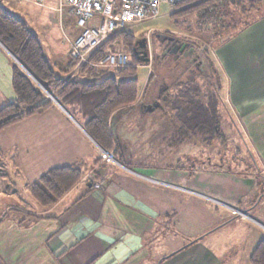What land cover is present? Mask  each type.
<instances>
[{"label": "crops", "instance_id": "0c3cea01", "mask_svg": "<svg viewBox=\"0 0 264 264\" xmlns=\"http://www.w3.org/2000/svg\"><path fill=\"white\" fill-rule=\"evenodd\" d=\"M61 18L64 27L73 19L68 8ZM45 39L57 70L59 57L70 60L73 40L66 37L63 51ZM211 59L220 114L230 110L245 131L264 137V18L213 49ZM13 61L0 43V110L16 101ZM107 73L100 71L99 79ZM156 85L153 79L150 90L147 79L137 102L112 118L120 166L101 165L103 187L91 189L81 179L52 206L40 205L27 187L53 169L79 166L86 173L95 166L96 144L83 120L54 105L0 131V264H250L264 237V193L256 175L194 165L190 176L177 157L175 163L132 162L142 143L160 144L155 127L166 113L157 97L163 92L152 96Z\"/></svg>", "mask_w": 264, "mask_h": 264}, {"label": "trees", "instance_id": "16d2710c", "mask_svg": "<svg viewBox=\"0 0 264 264\" xmlns=\"http://www.w3.org/2000/svg\"><path fill=\"white\" fill-rule=\"evenodd\" d=\"M191 2L197 3L188 9L189 12L197 11L208 20L219 21L220 19V22H223V28L238 24L234 32L229 34L226 40L218 42L215 48L235 38L244 29L264 18V0H182L175 7ZM243 18L245 22H242ZM138 41L129 29L111 36L89 54L88 61H97L110 52H124L129 59L128 66L122 69H105L111 73L101 79L98 77L90 81L84 78L86 65H81L78 75L67 81L64 80V76L62 77L61 71L73 68L77 60H69L63 65L64 68L60 67L56 70L55 65L52 67L44 55L40 39L26 22L0 3L2 46L46 91L54 88L60 106L66 110L72 107L73 111L70 114L80 115L86 134L104 150H111L116 143L111 126L112 118L116 113L131 108L140 95L136 67L137 63L144 62L137 51ZM198 58L196 62H200L201 65L193 70L194 64H190L192 67L180 75L172 86L170 85L173 91L168 89L162 98L164 104L174 113L175 121L180 124L178 131L181 135L175 138L178 139L179 145L186 144L190 139L201 137H204L203 142L211 143L224 135L219 110V74L210 56H203V60L209 64L208 67L204 65L200 56ZM152 81L150 77L148 83L151 84ZM12 88L16 101L0 110V131L26 117L42 114L54 106L44 98L42 92L34 87L30 77L14 62L12 63ZM161 107L164 108L162 105ZM117 150L118 147L114 149V153ZM185 162L190 176L194 175L193 162ZM177 164L180 166L182 162L178 161ZM167 166L172 167L174 164L169 163ZM223 166L220 163L217 166L219 168L215 165L211 168L221 171L220 167ZM224 170L238 174L228 169ZM83 174L79 166L53 169L37 182L29 185L27 189L40 205L52 206L80 182ZM240 174L255 175L249 171ZM256 176L258 183L264 180L261 175V177ZM249 263L264 264V237L252 252Z\"/></svg>", "mask_w": 264, "mask_h": 264}, {"label": "rangeland", "instance_id": "374dc122", "mask_svg": "<svg viewBox=\"0 0 264 264\" xmlns=\"http://www.w3.org/2000/svg\"><path fill=\"white\" fill-rule=\"evenodd\" d=\"M59 2L60 0H43V6H37L24 1L19 3L18 0H0L2 5L28 23L31 30H34L37 36H40L41 42L44 45L45 56L52 67L56 65V61L47 53V41L45 38H50L53 43H59L60 49L64 51L68 45L66 37L74 40L80 34V29L75 26L73 19H70L64 27L63 23L66 20L61 18L60 14L56 11ZM196 3L179 4L176 7L175 5L170 7L162 4L159 7L157 18L134 24L129 29L137 40H146L149 62L137 63V80L139 86L144 85L147 79L149 81L150 77L158 81V85H156L155 89L153 88L152 96L158 93L159 85H162V83L169 86V91H173L171 88L173 82L182 74L183 69L177 67L168 71L164 77H161V68H168L172 62L170 57L181 53L190 54L189 58L198 55L201 57L204 65L208 67L209 64L203 60V56L208 55L211 57L212 51L215 48L214 46L218 42L226 40L228 35L238 27V24H236L234 27L223 28V22H220V19L219 21L208 20V18L197 11L189 12L190 10L188 9ZM187 10L188 14L185 13ZM242 22H245V18L242 19ZM57 61L64 68L65 59L59 57ZM13 62L16 63L15 61ZM69 71L70 69L64 72L61 71V74H64L65 77L69 74ZM109 73L111 72L108 71L107 74ZM32 83L37 90L42 92L47 101L53 105H60L56 99L57 92L54 88L46 91L35 81L32 80ZM148 86L151 90L152 83H148ZM160 102L164 106L166 113V115L160 116L159 124L155 127L156 130H161L158 140L160 144L155 148H149V144L142 143L141 148L135 149L136 153L133 155V159H131L132 162L145 163L151 159L155 162H167L170 158L169 161H173L175 159H172V157H177V161L184 162V164H186L185 161L187 163L193 162L197 168L206 166L211 168L214 165L217 167L221 163L224 166L220 167V169H228L238 173L249 171L255 173V175H259V177L262 176L264 179V157H262L264 155V137H258L259 134H249L245 131L242 121L236 119L230 110L227 111L228 115L220 114L221 128L224 130L223 138L219 137L211 143H205L203 142L204 137H201L193 140L190 139L186 144L179 145V142L177 143L178 139L175 138L181 135L178 131L180 124L175 121V117H173L174 113L170 108L163 101ZM72 109V107H68L69 112H72ZM74 115V118L81 120L80 115L77 113ZM235 121L239 123L233 126V122ZM111 150L113 151V149ZM129 151L133 152L134 149L130 147ZM113 155L115 156L114 151ZM172 163L175 162L173 161ZM96 164H99V160H97ZM101 165L99 168L102 167ZM122 168H124L123 165ZM86 173L83 175L85 176ZM260 185H262V193H264V180L261 181Z\"/></svg>", "mask_w": 264, "mask_h": 264}, {"label": "built area", "instance_id": "2783aa9c", "mask_svg": "<svg viewBox=\"0 0 264 264\" xmlns=\"http://www.w3.org/2000/svg\"><path fill=\"white\" fill-rule=\"evenodd\" d=\"M43 6V0H18ZM182 0H60L56 11L60 14L68 8L75 26L80 29L79 36L71 42L68 56L76 59L73 67L64 80L76 77L81 65H86L85 80L94 81L100 71L105 69H122L128 66V56L124 52L107 53L103 58L90 62L89 54L111 36L130 29L134 24L155 19L159 15V7L166 4L173 7ZM97 20V21H96ZM96 21V22H95ZM99 164L95 165L83 176L91 189H100L106 180L98 175L101 164L119 165L112 150H104L96 145ZM120 166V165H119ZM234 216L246 217L235 207H227Z\"/></svg>", "mask_w": 264, "mask_h": 264}, {"label": "flooded vegetation", "instance_id": "af4514ba", "mask_svg": "<svg viewBox=\"0 0 264 264\" xmlns=\"http://www.w3.org/2000/svg\"><path fill=\"white\" fill-rule=\"evenodd\" d=\"M138 52L140 53V59H142V61L146 58H148V49H147V44L144 43H138ZM145 53V54H144ZM190 54H175L172 57H170L172 59L171 64L169 65V67L163 68L161 71V76L164 77L166 75V73L168 71H171L177 67H181L182 70V74L183 75L190 67H192L190 64H187L189 61H192L193 57L198 56V55H194L192 58H189ZM189 58V59H188ZM199 59V58H198ZM193 65V64H192ZM201 65V64H200ZM169 86H166L162 83V85L159 86V91L158 92H163L161 95H157L158 99L163 98V95L167 92Z\"/></svg>", "mask_w": 264, "mask_h": 264}, {"label": "water", "instance_id": "95a60500", "mask_svg": "<svg viewBox=\"0 0 264 264\" xmlns=\"http://www.w3.org/2000/svg\"><path fill=\"white\" fill-rule=\"evenodd\" d=\"M137 43H146V40L145 39H142V40H139ZM9 53V52H8ZM10 54V53H9ZM145 54V53H144ZM11 55V54H10ZM11 57L14 59V61L20 66V68L33 80L35 81L38 85H40L31 75L30 73L18 62V60L13 56L11 55ZM198 59V56H195L193 57L192 61H189L187 64H194L193 66V70L195 68H198L199 65H200V62H196ZM144 63H148L149 62V59L146 58L143 60ZM188 74H190V71H188ZM194 78L191 76V80H193ZM46 92V91H45ZM49 95V94H48ZM58 105V104H57ZM58 107H60L61 109H63L60 105H58Z\"/></svg>", "mask_w": 264, "mask_h": 264}]
</instances>
